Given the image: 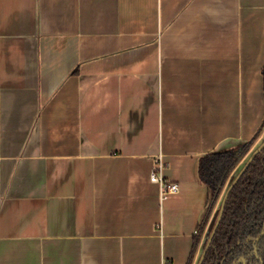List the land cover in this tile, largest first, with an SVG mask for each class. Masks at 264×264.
I'll return each mask as SVG.
<instances>
[{"label":"crops","instance_id":"0c3cea01","mask_svg":"<svg viewBox=\"0 0 264 264\" xmlns=\"http://www.w3.org/2000/svg\"><path fill=\"white\" fill-rule=\"evenodd\" d=\"M263 66L264 0H0V264H186Z\"/></svg>","mask_w":264,"mask_h":264},{"label":"trees","instance_id":"16d2710c","mask_svg":"<svg viewBox=\"0 0 264 264\" xmlns=\"http://www.w3.org/2000/svg\"><path fill=\"white\" fill-rule=\"evenodd\" d=\"M262 94L264 99V66L261 69ZM259 132L244 145L231 150L215 151L203 155L198 161V177L209 193L207 214L198 226L193 238L192 249L186 264H192L198 246L201 253L217 219L223 191L228 182L231 184L239 171V161L258 137ZM242 148V153H239ZM235 170L237 172H235ZM219 202L205 238L201 242V233L207 225V216ZM264 221V149L254 158L249 167L230 191L221 221L211 241L202 264H233L244 250H252L254 240L259 236ZM250 238L251 241L246 240ZM258 259L246 256L247 264H264V236L259 241ZM201 253L197 259L201 256ZM196 263V264H197Z\"/></svg>","mask_w":264,"mask_h":264},{"label":"water","instance_id":"95a60500","mask_svg":"<svg viewBox=\"0 0 264 264\" xmlns=\"http://www.w3.org/2000/svg\"><path fill=\"white\" fill-rule=\"evenodd\" d=\"M264 148V141L263 143L252 153V155L250 156V158L248 159V161L246 162V164L244 165V167L240 170V172L237 174V176L235 177V179L233 180V182L229 185V187L227 188L222 200H221V204H220V209H219V213L217 216V219L215 221V224L213 226V229L208 237L207 243L205 245V248L203 249L201 256L198 260L197 264H202L204 257L209 249V246L211 244V241L215 235V232L218 228V225L221 221L222 215H223V211H224V207L228 198V195L230 193V191L232 190V188L234 187V185L238 182V180L240 179V177L243 175V173L245 172V170L249 167V165L251 164V162L253 161V159L256 157L257 154H259L262 149ZM264 236V225H263V230L260 233L259 236H257L254 240H252L253 246H254V252H256V248L257 245L259 243V241L263 238ZM247 242L251 241L250 238H248L246 240ZM257 259L259 258L258 256H255ZM233 264H247L246 263V259L243 256H240Z\"/></svg>","mask_w":264,"mask_h":264},{"label":"flooded vegetation","instance_id":"af4514ba","mask_svg":"<svg viewBox=\"0 0 264 264\" xmlns=\"http://www.w3.org/2000/svg\"><path fill=\"white\" fill-rule=\"evenodd\" d=\"M263 119H264V117H263ZM259 130H261L260 131V133H259V135H258V137L254 140V142H253V144L251 145V147L245 152V153H243L242 154V156H241V159H240V161H239V171H238V173L240 172V170L244 167V165L246 164V162L248 161V159L250 158V156L252 155V153L263 143V141H264V137H263V140L260 142V143H258V141H259V138L261 139V137H260V135L264 132V120L261 122V125H260V127H259ZM259 130H258V132H259ZM254 144H256L255 146H254ZM244 145V144H243ZM264 149V148H263ZM262 149V150H263ZM239 153H242V148L240 149V151H239ZM258 155V154H257ZM256 155V156H257ZM254 160V159H253ZM246 171V170H245ZM229 182V181H228ZM228 182L226 183V186H225V189H224V193H223V196H224V194H225V192H226V190H227V188L229 187L228 186ZM230 185V184H229ZM223 196H222V198H223ZM263 225H264V221H263ZM262 230H263V226H262ZM262 230H261V232H262ZM260 232V233H261ZM260 235V234H259ZM259 255V251H258V247L256 248V252H254V246H253V248H252V250H244L243 252H242V254H241V256H243V257H246V256H258Z\"/></svg>","mask_w":264,"mask_h":264},{"label":"built area","instance_id":"2783aa9c","mask_svg":"<svg viewBox=\"0 0 264 264\" xmlns=\"http://www.w3.org/2000/svg\"><path fill=\"white\" fill-rule=\"evenodd\" d=\"M161 170H162V164L159 162L158 164L155 165V168L153 169L151 173L150 180L152 182H157L161 184V198L165 199L169 194H174L178 192V185L177 184H164L162 182V177H161Z\"/></svg>","mask_w":264,"mask_h":264},{"label":"rangeland","instance_id":"374dc122","mask_svg":"<svg viewBox=\"0 0 264 264\" xmlns=\"http://www.w3.org/2000/svg\"><path fill=\"white\" fill-rule=\"evenodd\" d=\"M264 120V119H263ZM262 120V121H263ZM260 137H261V139L259 138V141H258V143H260L262 140H263V137H264V132L260 135ZM256 144H254V146H255ZM238 171V170H237ZM236 170H235V172H237ZM220 202V201H219ZM219 202L217 201V203H216V205H215V207H214V210H216V208H217V206H218V204H219ZM205 238V237H204ZM203 241V240H202Z\"/></svg>","mask_w":264,"mask_h":264}]
</instances>
